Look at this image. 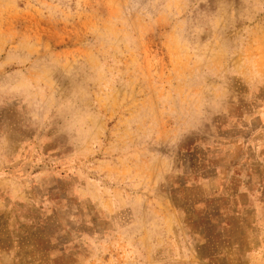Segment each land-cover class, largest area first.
Listing matches in <instances>:
<instances>
[{
	"label": "rangeland",
	"instance_id": "374dc122",
	"mask_svg": "<svg viewBox=\"0 0 264 264\" xmlns=\"http://www.w3.org/2000/svg\"><path fill=\"white\" fill-rule=\"evenodd\" d=\"M0 264H264V0H0Z\"/></svg>",
	"mask_w": 264,
	"mask_h": 264
}]
</instances>
